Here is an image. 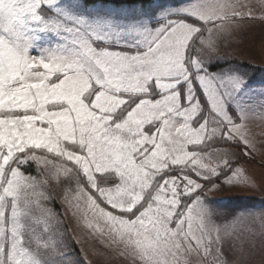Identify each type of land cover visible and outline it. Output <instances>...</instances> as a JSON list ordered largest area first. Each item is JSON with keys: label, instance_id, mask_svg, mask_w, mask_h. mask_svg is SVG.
<instances>
[{"label": "snow or ice", "instance_id": "obj_1", "mask_svg": "<svg viewBox=\"0 0 264 264\" xmlns=\"http://www.w3.org/2000/svg\"><path fill=\"white\" fill-rule=\"evenodd\" d=\"M131 2L141 10L101 15L88 0H0V264H55L33 163L72 174L73 198L86 197L134 264L207 256L204 194L222 172L226 185L247 184L229 160L201 155L245 140L248 78L213 72L203 55L205 26H223L225 4L149 15Z\"/></svg>", "mask_w": 264, "mask_h": 264}, {"label": "rangeland", "instance_id": "obj_2", "mask_svg": "<svg viewBox=\"0 0 264 264\" xmlns=\"http://www.w3.org/2000/svg\"><path fill=\"white\" fill-rule=\"evenodd\" d=\"M112 1L88 5V11L125 15L141 10L138 4L117 5ZM200 2L208 7L225 4L224 21L229 20L223 21L222 27H210L202 36L213 42V46L206 47L203 52L205 62L210 63V67L222 64L213 71L215 73L236 70L248 78L241 105L245 114V140L237 138L244 145L246 141L248 146L242 149L216 147L201 152V155L211 156L213 161L221 163L225 159L231 163L238 161L234 168L241 170V178L247 184L240 187L226 185L225 177L216 182L220 185L218 189L204 194L213 213L212 249L207 256L202 250L186 253L181 257V264L185 261L187 264H264V166L240 161L254 156L264 163V118H261L264 117V0ZM188 6H191V0H151L143 4L142 9L150 15L157 9L176 11ZM50 159L57 166L62 163L55 157ZM26 171L39 181L38 187L46 197L44 203L53 212L50 231L55 264H134L132 258L125 255L123 245L110 231V226L95 209L87 207L86 197L79 201L73 198L76 185L72 174L57 173L52 164L43 161L39 165L31 164ZM101 207L106 208L103 204ZM197 223L194 221V231Z\"/></svg>", "mask_w": 264, "mask_h": 264}, {"label": "trees", "instance_id": "obj_3", "mask_svg": "<svg viewBox=\"0 0 264 264\" xmlns=\"http://www.w3.org/2000/svg\"><path fill=\"white\" fill-rule=\"evenodd\" d=\"M150 1L151 0H144V3L143 4L146 5L147 2H150ZM99 2H108V0H88V5H95V4H98ZM112 2H114L117 5H121V4H136L134 2H131V0H114ZM212 26H214V25H207V26H205L206 31L210 27H212ZM221 66H222V64L221 65H213L210 68H211L212 71H216ZM216 147H238V148H241V149L242 148H245L244 144L240 140H236L235 142H232V141H224V140H217L214 143H209V145L206 148H202L201 149V152H204L206 150H210V149L216 148ZM240 161H249V162L258 163V164L264 166V163L261 162L259 159L255 158L254 156L245 157V158L241 159ZM236 163H238V161L232 163V166L234 167L236 165ZM225 177H226L225 173L222 172L220 178L218 180H214V183H216V182L224 179Z\"/></svg>", "mask_w": 264, "mask_h": 264}, {"label": "crops", "instance_id": "obj_4", "mask_svg": "<svg viewBox=\"0 0 264 264\" xmlns=\"http://www.w3.org/2000/svg\"><path fill=\"white\" fill-rule=\"evenodd\" d=\"M227 21H229V20H227ZM227 21H224V22H227Z\"/></svg>", "mask_w": 264, "mask_h": 264}]
</instances>
